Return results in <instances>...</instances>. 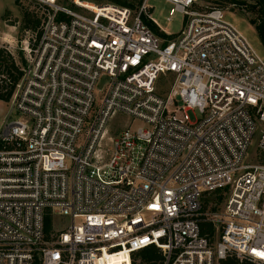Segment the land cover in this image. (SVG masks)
<instances>
[{
    "label": "built area",
    "instance_id": "2783aa9c",
    "mask_svg": "<svg viewBox=\"0 0 264 264\" xmlns=\"http://www.w3.org/2000/svg\"><path fill=\"white\" fill-rule=\"evenodd\" d=\"M35 1L0 124V264H264V58L225 13L162 0L167 22L182 15L171 35L148 0ZM117 113L132 121L110 137ZM149 248L160 257L135 259Z\"/></svg>",
    "mask_w": 264,
    "mask_h": 264
},
{
    "label": "rangeland",
    "instance_id": "374dc122",
    "mask_svg": "<svg viewBox=\"0 0 264 264\" xmlns=\"http://www.w3.org/2000/svg\"><path fill=\"white\" fill-rule=\"evenodd\" d=\"M71 0H59L58 4L61 7H70ZM88 1L89 0H84ZM105 1H93L96 4H104ZM129 3H135V0H127ZM245 0H239L242 2ZM246 2V1H245ZM90 8L96 9V6L90 3L85 4ZM147 5L152 8L151 15L158 22V24L168 34H178L182 26V15L175 13L172 15V22H167L166 18L172 14V5L162 0H148ZM208 9H219L225 13V19L233 27H235L250 43V45L264 58V48L259 42L255 28L250 25L246 19L245 6L230 4L228 2H216L215 0H197L195 10L206 11ZM45 7L35 0H0V51H3V57L10 64L11 61L17 62L19 65H24V52L20 49L25 46V42L32 40L30 33L23 30V13L30 12L39 16H43ZM135 11V10H133ZM253 16V15H252ZM254 17V16H253ZM158 32V31H157ZM161 33H157L160 36ZM6 75L0 73V85L4 84ZM10 111V104L0 101V124L5 121ZM132 119L128 116L117 113L115 114L108 125L109 136L113 137L116 133L124 129L126 124L130 123ZM134 127L140 126L139 122L133 123ZM257 136L252 139L251 145L247 151L246 164H252V156L256 153ZM212 197V196H211ZM207 208L214 204L207 203ZM218 206V205H217ZM220 207V205H219ZM51 224L56 230H64L69 224L68 218L59 216L57 219L50 220Z\"/></svg>",
    "mask_w": 264,
    "mask_h": 264
},
{
    "label": "trees",
    "instance_id": "16d2710c",
    "mask_svg": "<svg viewBox=\"0 0 264 264\" xmlns=\"http://www.w3.org/2000/svg\"><path fill=\"white\" fill-rule=\"evenodd\" d=\"M93 1H105V0H89V2L94 3ZM110 2H103L104 4L116 5L119 7H125L131 10H136V6L141 3L142 0H135V3L128 2L127 0H109ZM216 2L226 1L230 4H236L239 6H245L247 8L244 13L246 19L249 21L250 25L255 28L256 34L258 36L259 42L264 48V0H245L239 2V0H215ZM96 4V3H95ZM254 17H253V16ZM43 16L39 18L38 15L33 12H24L23 13V30L26 33L34 34L39 32V28L42 22ZM153 31L157 34V30L153 28ZM161 37L168 38L167 36L160 34ZM4 52L0 51V73H4L9 76L11 79V85L6 90L5 93H0V101L9 102L15 85L21 78V73L16 67L14 61H11L10 64L7 63V60L3 57ZM209 201V202H208ZM223 198L219 192L212 194V197L207 200L206 203H211L218 205L222 203ZM214 209V208H213ZM50 229V220L46 218L45 222V233L48 234ZM201 234L212 241L214 236V229L209 223H201L200 225ZM160 257L159 252L155 248H149L143 250L135 255V259H140L142 263H149L153 259H158ZM219 264H250V263H239L235 257H228L225 260L219 262Z\"/></svg>",
    "mask_w": 264,
    "mask_h": 264
}]
</instances>
